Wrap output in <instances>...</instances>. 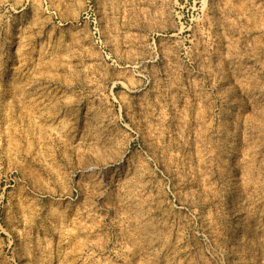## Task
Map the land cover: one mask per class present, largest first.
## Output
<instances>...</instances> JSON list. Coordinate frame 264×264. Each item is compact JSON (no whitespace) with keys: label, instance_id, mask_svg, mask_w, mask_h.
<instances>
[{"label":"rangeland","instance_id":"obj_1","mask_svg":"<svg viewBox=\"0 0 264 264\" xmlns=\"http://www.w3.org/2000/svg\"><path fill=\"white\" fill-rule=\"evenodd\" d=\"M0 264H264V0H0Z\"/></svg>","mask_w":264,"mask_h":264},{"label":"bare ground","instance_id":"obj_2","mask_svg":"<svg viewBox=\"0 0 264 264\" xmlns=\"http://www.w3.org/2000/svg\"><path fill=\"white\" fill-rule=\"evenodd\" d=\"M41 90V89H40Z\"/></svg>","mask_w":264,"mask_h":264}]
</instances>
